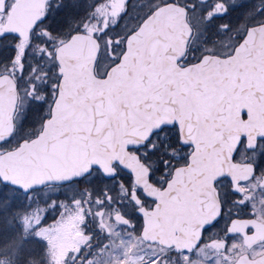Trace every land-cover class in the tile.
<instances>
[{
	"label": "snow or ice",
	"instance_id": "1",
	"mask_svg": "<svg viewBox=\"0 0 264 264\" xmlns=\"http://www.w3.org/2000/svg\"><path fill=\"white\" fill-rule=\"evenodd\" d=\"M18 6V0H0V95L6 88L5 82L10 81L17 96L23 98L24 122L36 124L38 130L41 124L47 125L56 118L55 110L62 103L81 97L72 83L80 65L72 49L82 40L94 45L91 61L97 79H107V73L128 53L131 38L162 7H180L186 16L191 14L189 37L193 41L197 36L202 40L215 36L219 28L233 34L232 45L238 49L248 47L249 32L264 28V4L257 0H239V3L237 0H185L184 4L180 0H160L159 4L149 0L146 10L138 8L134 0H119L118 4L116 0H46V7L30 21L26 33L5 27ZM218 6H222V11L217 10ZM217 21L222 22L217 24ZM212 51L206 45H194L193 59L200 60L204 53ZM193 59H186L182 64L191 66ZM207 94V88L200 85H195L186 95L178 86L169 84L154 88L150 94L140 95L134 101H114L117 114L125 121L132 118L144 121L140 130L124 143V153L130 163L120 158L107 166L89 163L72 175L31 185L0 177V247L10 239L6 234L11 231V216L26 201L30 209L33 193L54 182L61 190L48 197L46 204L39 205L37 201L44 215L28 231L35 232L44 226L49 211L67 207L81 217V235L85 237L82 244L65 255L67 264H110L109 257L115 254L107 242L92 243L95 229L107 213V220L115 223V227L108 232L101 230L102 235L111 238L115 232L119 236L121 230L137 238L143 234L151 219L149 214L160 209V200L149 194L145 186L165 192L177 172L195 167L194 157L200 148L199 119L188 108L192 97L206 98ZM84 99L90 106L95 105L97 116L104 115L107 119L103 99ZM213 120L210 112L207 116L210 127ZM13 143L11 134L0 138V154L8 153V145ZM21 143L27 140L22 139ZM241 149L251 154L244 161L248 175L243 182H233L227 174L213 181L219 209L216 217L203 228L204 232L220 228L222 221L227 225L232 206L251 207L257 194L264 195V142L245 147L241 137L235 153L239 154ZM231 159L235 161V155ZM137 169L142 175H138ZM89 223L92 229L88 228ZM26 239L27 235L16 243L9 264H27L29 258H37L35 249L22 247ZM168 251L176 252L181 264H197L195 256L200 255L195 246L187 250L162 246L153 251L151 264H165Z\"/></svg>",
	"mask_w": 264,
	"mask_h": 264
},
{
	"label": "water",
	"instance_id": "2",
	"mask_svg": "<svg viewBox=\"0 0 264 264\" xmlns=\"http://www.w3.org/2000/svg\"><path fill=\"white\" fill-rule=\"evenodd\" d=\"M46 0H21L8 19V28L26 33L27 25L44 9ZM189 38V26L182 8L162 7L144 21L131 38L128 53L107 79H97L91 56L94 45L83 40L73 49L80 65L73 74L74 91L81 97L62 103L51 120L36 136L0 154V177L16 184L55 181L82 171L89 163L107 166L117 158L130 163L124 153L127 138L144 123L135 118L125 121L114 101L131 100L169 84L186 95L195 85L207 88V97H192L188 110L199 119L194 157L195 167L177 172L171 187L160 192L145 186L160 200V209L150 213L141 235L146 242L179 249L198 246L203 228L216 217L219 205L213 181L228 174L241 137L252 146L264 137V28L249 32L248 47L235 48L226 57L204 55L191 66L179 67ZM86 40V38H84ZM0 95V138L13 134L17 94L10 81ZM83 97V98H82ZM103 99V112L85 102ZM214 115L211 127L209 113ZM147 119V117H145ZM138 175L142 172L137 169ZM47 184H56L54 182ZM45 184V185H47ZM172 193L170 196L169 193ZM234 223L230 229L233 230ZM260 240L245 237L247 246ZM234 264H264V254L250 258L241 254Z\"/></svg>",
	"mask_w": 264,
	"mask_h": 264
},
{
	"label": "flooded vegetation",
	"instance_id": "3",
	"mask_svg": "<svg viewBox=\"0 0 264 264\" xmlns=\"http://www.w3.org/2000/svg\"><path fill=\"white\" fill-rule=\"evenodd\" d=\"M20 1V0H18ZM181 4L185 3V0H180ZM239 3V0H237ZM257 3L264 4V0H257ZM46 7V6H45ZM218 11H222V6L217 7ZM190 15L186 16L188 25L190 24ZM227 18H225L226 20ZM222 21H217V24H220ZM7 27V23L5 25ZM233 34L230 32L221 31L219 28L217 29V35L212 37H207L205 39H201L200 36H197L196 41H193L190 37L186 43L185 53L177 62L179 67L188 66L186 64H182V61L186 59H193L192 49L195 46L200 47L202 45H206L208 48L212 49V52H206L204 55H215L219 57H226L231 55L235 48L232 45ZM221 53H227V55H220ZM202 56V57H203ZM199 60L193 59V63L198 62ZM96 74V73H95ZM97 75V74H96ZM20 107V97H18L17 109L14 115V119L16 113ZM16 126V123H15ZM42 126V124H41ZM40 126V128H41ZM245 147H248L246 141ZM264 142V137L259 138L255 144H259ZM239 147V145H238ZM235 155V161L232 160V167L228 171V176L231 178V181H241L243 182L244 178L248 175V168L244 164V161L251 155L249 152L241 149L239 154ZM231 186V185H230ZM84 187V186H82ZM61 189L58 185H48L44 186L39 189L37 192L33 193L32 195V207L29 209L27 207V201L25 202V206L18 211V221L16 227V238L17 242L21 241L25 235H27V239L23 240L22 247L26 250L28 249H35L36 250V259L29 258L28 263L31 262H46L49 260V249L47 243L43 239L37 240L36 231H28L32 226L24 227L23 215L24 209L27 210L28 213H33L35 210L40 213V218L44 215V211L40 208L39 205H43L47 203L48 197L55 195ZM39 193H43L46 195V200L42 198ZM39 201V205L37 204ZM228 209V206H225ZM40 209V210H38ZM231 218L228 220L227 225H225L222 221L221 227L217 229H209L208 232L202 233V239L199 245L203 243H207L208 246L210 244L215 245L217 244L218 250L221 251L222 256L225 257V248L231 244L238 245L237 252L235 253V258L242 253H247L250 258H255L264 254V195L257 194L255 202L248 208H241L239 206H232L230 209ZM70 211L67 207H64L63 210L57 209L56 211H49L47 220L44 223V226H53L59 219V215L61 213H65ZM255 213V215H253ZM107 213L105 214V219H103L99 226L95 229L96 236L94 237L92 243L96 244H103L105 242L109 243L111 249L114 252V256L109 257V259H117L119 258V253L123 254L125 251V245L128 247L129 245L133 244V240L137 238V236L124 232L123 230L120 231V235L118 236L115 232L112 234V237L109 238L105 235L101 234V230L103 232H108L110 229L115 227V223L109 222L107 220ZM79 225L80 231L82 232V225H81V217H79ZM234 223L233 230L229 231L231 224ZM93 225L91 223L88 224V228L92 229ZM231 233V235H229ZM250 236H256L257 242L253 243L251 246H247L244 239L245 237L248 238ZM123 237V239H121ZM130 237V238H129ZM139 241V247H133L127 254H135L140 253L143 249L144 253L148 252L149 250H157L160 249L161 246L158 244H151L147 243L142 240L141 236L137 238ZM85 240L83 235L78 236V243L82 244ZM128 241V243H127ZM153 247V248H152ZM224 249V250H223ZM74 250V249H73ZM172 252V251H170ZM235 258L233 260H235Z\"/></svg>",
	"mask_w": 264,
	"mask_h": 264
},
{
	"label": "rangeland",
	"instance_id": "4",
	"mask_svg": "<svg viewBox=\"0 0 264 264\" xmlns=\"http://www.w3.org/2000/svg\"><path fill=\"white\" fill-rule=\"evenodd\" d=\"M138 8H144L146 10V6L149 3V0H135L134 1ZM155 4H158L159 0H152ZM116 3H119V0H116ZM24 105L23 98L20 97V107L16 114V138H28L29 135H26L28 132L37 129V125L31 122L25 123L23 120L24 117ZM38 130V129H37ZM46 200V195L42 196ZM40 213L35 210L33 213H28L26 209H24L23 221L24 227L33 226L40 219ZM79 215L75 211L63 212L59 215L58 221L53 226L40 227L38 231H36V236L40 239H43L49 249V261L48 264H66L64 257L66 254H70V252L77 247L78 236L81 235L80 225H79ZM18 215L14 214L11 216V231L6 235L10 237V239L5 243L3 247H0V264H9L10 260L13 257V252L17 243L16 238V227H17ZM133 244L128 247L125 245V251L123 254L119 253V258L117 259H109L110 264H151V256L154 250H149L144 253V249L140 253L130 254L127 256L128 252L132 250L133 247H139V241L137 238L133 240ZM128 243V241H127ZM238 245L231 244L225 248V257L221 255V251L218 250L217 244L210 246L207 243H203L197 249L200 250V255L195 256V260L197 264H232L233 259L235 258V253L237 252ZM153 248V247H152ZM224 250V249H223ZM30 264H37V262H31ZM165 264H181L179 255L174 256L169 251L167 252V256L165 259Z\"/></svg>",
	"mask_w": 264,
	"mask_h": 264
},
{
	"label": "trees",
	"instance_id": "5",
	"mask_svg": "<svg viewBox=\"0 0 264 264\" xmlns=\"http://www.w3.org/2000/svg\"><path fill=\"white\" fill-rule=\"evenodd\" d=\"M16 143L14 142L13 144L8 145V148H12Z\"/></svg>",
	"mask_w": 264,
	"mask_h": 264
}]
</instances>
